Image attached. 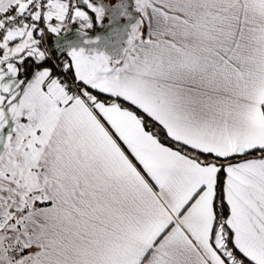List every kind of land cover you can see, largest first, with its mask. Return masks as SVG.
<instances>
[{
    "label": "snow or ice",
    "instance_id": "1",
    "mask_svg": "<svg viewBox=\"0 0 264 264\" xmlns=\"http://www.w3.org/2000/svg\"><path fill=\"white\" fill-rule=\"evenodd\" d=\"M0 264H264V0H0Z\"/></svg>",
    "mask_w": 264,
    "mask_h": 264
},
{
    "label": "rangeland",
    "instance_id": "2",
    "mask_svg": "<svg viewBox=\"0 0 264 264\" xmlns=\"http://www.w3.org/2000/svg\"><path fill=\"white\" fill-rule=\"evenodd\" d=\"M107 24L109 25V33L108 35L100 38V42L103 46L106 47V50L109 51L110 54L114 55L115 53H117V55L114 56H119L121 54L122 48L126 43L129 24L123 18L114 19L112 23L109 24L107 22ZM119 26L122 27L119 29ZM116 41H118V44L115 43ZM63 47H65V45H63L62 48ZM116 47H118L119 49H116Z\"/></svg>",
    "mask_w": 264,
    "mask_h": 264
},
{
    "label": "crops",
    "instance_id": "3",
    "mask_svg": "<svg viewBox=\"0 0 264 264\" xmlns=\"http://www.w3.org/2000/svg\"><path fill=\"white\" fill-rule=\"evenodd\" d=\"M108 27H109V25L107 24V20H106L104 26L102 28L98 27L95 30L91 31L90 36H92V37L99 36L100 38H102L105 35H108V33H109ZM121 27L122 26H119V29ZM115 43L118 44V41H116ZM56 44H58V43H56ZM62 44L65 45V47L62 48V46H63ZM59 45H60V49L64 50L65 52L70 51L72 48H76L78 50L82 46L87 47L84 44V37H82L80 35V33L76 30L75 27L68 33L67 39ZM97 47H102L109 55H112L109 53V51L106 50V47L103 46L101 42H99V45H97ZM116 49H119V48L116 47ZM114 55H117V53H115Z\"/></svg>",
    "mask_w": 264,
    "mask_h": 264
},
{
    "label": "built area",
    "instance_id": "4",
    "mask_svg": "<svg viewBox=\"0 0 264 264\" xmlns=\"http://www.w3.org/2000/svg\"><path fill=\"white\" fill-rule=\"evenodd\" d=\"M68 33L63 34V35L58 36V37H54L53 38V41H52L53 45L56 46V47H58L59 44H61L62 42H64L67 39ZM56 43H58V44H56Z\"/></svg>",
    "mask_w": 264,
    "mask_h": 264
},
{
    "label": "trees",
    "instance_id": "5",
    "mask_svg": "<svg viewBox=\"0 0 264 264\" xmlns=\"http://www.w3.org/2000/svg\"><path fill=\"white\" fill-rule=\"evenodd\" d=\"M62 45H63V44H62ZM55 48H56V51H57L60 55H67V52H65L64 50H61V49H60V45H59L58 47L55 46Z\"/></svg>",
    "mask_w": 264,
    "mask_h": 264
}]
</instances>
